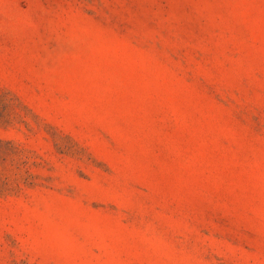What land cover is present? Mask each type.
Returning a JSON list of instances; mask_svg holds the SVG:
<instances>
[{
    "label": "rangeland",
    "instance_id": "rangeland-1",
    "mask_svg": "<svg viewBox=\"0 0 264 264\" xmlns=\"http://www.w3.org/2000/svg\"><path fill=\"white\" fill-rule=\"evenodd\" d=\"M0 264H264V0H0Z\"/></svg>",
    "mask_w": 264,
    "mask_h": 264
}]
</instances>
